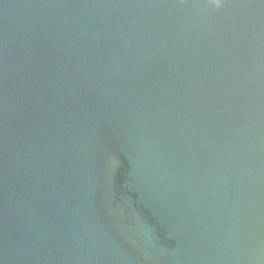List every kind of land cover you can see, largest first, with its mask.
<instances>
[{
    "label": "water",
    "instance_id": "95a60500",
    "mask_svg": "<svg viewBox=\"0 0 264 264\" xmlns=\"http://www.w3.org/2000/svg\"><path fill=\"white\" fill-rule=\"evenodd\" d=\"M0 264H264V0H0Z\"/></svg>",
    "mask_w": 264,
    "mask_h": 264
},
{
    "label": "clouds",
    "instance_id": "9594fccd",
    "mask_svg": "<svg viewBox=\"0 0 264 264\" xmlns=\"http://www.w3.org/2000/svg\"><path fill=\"white\" fill-rule=\"evenodd\" d=\"M216 2H217V3H219V2H220V0H216Z\"/></svg>",
    "mask_w": 264,
    "mask_h": 264
}]
</instances>
